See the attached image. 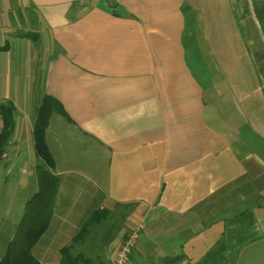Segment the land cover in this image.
<instances>
[{
    "label": "crops",
    "instance_id": "1",
    "mask_svg": "<svg viewBox=\"0 0 264 264\" xmlns=\"http://www.w3.org/2000/svg\"><path fill=\"white\" fill-rule=\"evenodd\" d=\"M44 98L58 187L34 262L113 264L142 224L129 264H264V0H0L20 184Z\"/></svg>",
    "mask_w": 264,
    "mask_h": 264
},
{
    "label": "trees",
    "instance_id": "2",
    "mask_svg": "<svg viewBox=\"0 0 264 264\" xmlns=\"http://www.w3.org/2000/svg\"><path fill=\"white\" fill-rule=\"evenodd\" d=\"M33 123V147L38 160L42 161L48 168H52L54 162L49 155L45 142V129L51 115L60 113L59 106L49 98L40 102ZM14 109L10 105H0V118L2 119V130H0V161L4 155L5 148L14 130ZM38 191L33 195L26 205L24 215L19 222L14 238L9 243L0 264H38L31 257L30 248L40 237L47 227L51 215V207L54 203L58 180L49 172H37ZM66 250H63L64 253Z\"/></svg>",
    "mask_w": 264,
    "mask_h": 264
},
{
    "label": "rangeland",
    "instance_id": "3",
    "mask_svg": "<svg viewBox=\"0 0 264 264\" xmlns=\"http://www.w3.org/2000/svg\"><path fill=\"white\" fill-rule=\"evenodd\" d=\"M60 123L59 121H55L53 125H60ZM22 164H24V160L22 161ZM19 165L20 164L15 163L14 167H12L8 174H6L5 171L6 164H3L0 168V194L3 195V198L0 199V216H6L7 214L10 222L18 220L17 223L21 221L24 215V206L30 199H32L33 195H36L38 191V184L36 183L35 178L37 172H49L52 174L42 161L37 158H31V161L28 160L26 162V170L31 174V176H29L25 182L20 184L23 175L20 170H18ZM17 184L18 186L16 187ZM13 194H16L17 196L15 195L16 198L13 201H10L11 195ZM249 253L250 251L243 253L237 264H254L252 261L253 256Z\"/></svg>",
    "mask_w": 264,
    "mask_h": 264
},
{
    "label": "built area",
    "instance_id": "4",
    "mask_svg": "<svg viewBox=\"0 0 264 264\" xmlns=\"http://www.w3.org/2000/svg\"><path fill=\"white\" fill-rule=\"evenodd\" d=\"M143 230V225L139 224L135 229L130 230L129 234L123 240L122 244L115 255L113 264H129V258L134 249V244L136 243L140 231Z\"/></svg>",
    "mask_w": 264,
    "mask_h": 264
}]
</instances>
